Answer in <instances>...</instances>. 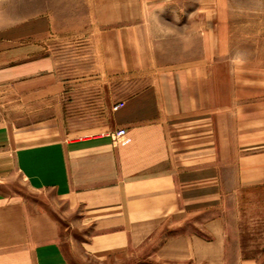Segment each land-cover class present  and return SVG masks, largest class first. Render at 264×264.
<instances>
[{"label": "rangeland", "instance_id": "374dc122", "mask_svg": "<svg viewBox=\"0 0 264 264\" xmlns=\"http://www.w3.org/2000/svg\"><path fill=\"white\" fill-rule=\"evenodd\" d=\"M41 58L59 102L0 91V264H264V0H0V67ZM199 81L221 164L183 192V217L103 233L117 226L25 177L23 143L109 133L114 105L157 83L193 104Z\"/></svg>", "mask_w": 264, "mask_h": 264}, {"label": "crops", "instance_id": "0c3cea01", "mask_svg": "<svg viewBox=\"0 0 264 264\" xmlns=\"http://www.w3.org/2000/svg\"><path fill=\"white\" fill-rule=\"evenodd\" d=\"M204 87L203 81L197 82L196 102L189 104L180 91L174 92L175 84L157 83L149 97L144 91L124 102L115 112V127L109 133L69 141H27L18 147L23 173L32 185L52 187L86 216L100 217L104 227L106 223L117 226L103 233H146L162 219L183 217L188 213L183 192L190 185L204 184L207 170H213L215 177L221 164L220 104L215 96L208 111L213 113L209 124L213 133L208 138L214 144L207 149ZM8 89L17 90L23 101L39 99L36 104L40 105L45 98L55 104L62 85L51 61L41 58L0 67V91ZM120 129L124 134L115 137ZM4 137L7 149H13L10 132ZM207 157L213 158L208 166ZM246 170L254 167L248 164Z\"/></svg>", "mask_w": 264, "mask_h": 264}, {"label": "built area", "instance_id": "2783aa9c", "mask_svg": "<svg viewBox=\"0 0 264 264\" xmlns=\"http://www.w3.org/2000/svg\"><path fill=\"white\" fill-rule=\"evenodd\" d=\"M122 106H123V102H119V103H117V104L114 105V109H115V110H118V109H120ZM124 132H125V131H124L123 129H120V130H118V131L115 132L114 136H115V137H119V136L123 135Z\"/></svg>", "mask_w": 264, "mask_h": 264}]
</instances>
